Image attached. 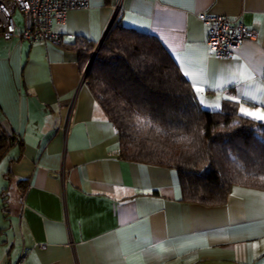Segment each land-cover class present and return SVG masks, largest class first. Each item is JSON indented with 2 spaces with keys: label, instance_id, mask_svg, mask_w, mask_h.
Here are the masks:
<instances>
[{
  "label": "crops",
  "instance_id": "obj_1",
  "mask_svg": "<svg viewBox=\"0 0 264 264\" xmlns=\"http://www.w3.org/2000/svg\"><path fill=\"white\" fill-rule=\"evenodd\" d=\"M115 13L162 42L204 88L203 108L255 111L224 99L244 92L264 102V0H89L52 23L73 35L62 44L0 35V134L12 136L0 156V264H264V190L234 185L224 204L189 203L175 169L119 156L70 44H97ZM200 13L255 35L216 58Z\"/></svg>",
  "mask_w": 264,
  "mask_h": 264
},
{
  "label": "trees",
  "instance_id": "obj_2",
  "mask_svg": "<svg viewBox=\"0 0 264 264\" xmlns=\"http://www.w3.org/2000/svg\"><path fill=\"white\" fill-rule=\"evenodd\" d=\"M72 36L62 34L56 44ZM70 44L84 71L95 42ZM84 80L117 131L119 156L175 169L184 201L221 205L234 185L264 190V122L229 103L203 108L155 35L125 27L115 15ZM11 139L0 134V156Z\"/></svg>",
  "mask_w": 264,
  "mask_h": 264
},
{
  "label": "built area",
  "instance_id": "obj_3",
  "mask_svg": "<svg viewBox=\"0 0 264 264\" xmlns=\"http://www.w3.org/2000/svg\"><path fill=\"white\" fill-rule=\"evenodd\" d=\"M89 0H0V35L5 39L24 37L32 42L57 43L60 33L52 30V23L65 24L67 12L88 6ZM24 18L22 27L14 20V13ZM207 27L206 45L215 49L216 58H226L234 53L244 39H251L255 33L242 22L233 21L222 15L200 13ZM71 36V34H67ZM84 77V73H83ZM14 264H23V255Z\"/></svg>",
  "mask_w": 264,
  "mask_h": 264
},
{
  "label": "snow or ice",
  "instance_id": "obj_4",
  "mask_svg": "<svg viewBox=\"0 0 264 264\" xmlns=\"http://www.w3.org/2000/svg\"><path fill=\"white\" fill-rule=\"evenodd\" d=\"M210 51L214 53L215 49L212 48V49H210ZM185 75L187 76L188 74L185 73ZM234 81H235V78H233V82ZM192 86H193L194 91L197 93L198 96H199L200 93H202L204 91V88L203 87H199L197 85V83L194 82V81L192 83ZM242 98L244 99L245 103H247L249 101L256 102L254 104V106L256 107V110L255 111L250 110L249 108H246V107L243 106V104H241V106H240V115L244 116V117L251 118L253 120L264 122V110H262V109H264V102L258 101L257 97L255 95H252L250 92H244V93L238 94L237 96H226V97H224V99L230 100V101H232L233 103H236V104H240V101H241ZM201 103L203 104V100L202 99H201ZM205 107H209V106L205 105ZM214 107H215V109H219L220 105L216 104ZM234 194H235V192H234ZM253 247H255V245H253Z\"/></svg>",
  "mask_w": 264,
  "mask_h": 264
},
{
  "label": "water",
  "instance_id": "obj_5",
  "mask_svg": "<svg viewBox=\"0 0 264 264\" xmlns=\"http://www.w3.org/2000/svg\"><path fill=\"white\" fill-rule=\"evenodd\" d=\"M116 11H117V10H116ZM115 15H116V13L113 15V17H112L111 21L109 22V24H108V26H107V29H108V28H109V26L111 25V23H112V21H113V19H114ZM107 29H106V31H107ZM106 31L104 32V34H103L102 38H101V39H100V40L97 42V44L95 45L94 51H93V53H92V55H91V58H90V60H89V62H88V64H87V66H86V68H85V70H84V73L87 71V69H88V67H89L90 63L92 62V59H93V57H94V55H95V53H96V51H97V49H98L99 45L101 44V42H102V39H103V37H104V35H105Z\"/></svg>",
  "mask_w": 264,
  "mask_h": 264
},
{
  "label": "rangeland",
  "instance_id": "obj_6",
  "mask_svg": "<svg viewBox=\"0 0 264 264\" xmlns=\"http://www.w3.org/2000/svg\"><path fill=\"white\" fill-rule=\"evenodd\" d=\"M10 193H11L10 197L6 199L7 201H8V200H13V199H14V194H13L12 192H10V190H8V191L6 192L7 195H9Z\"/></svg>",
  "mask_w": 264,
  "mask_h": 264
},
{
  "label": "clouds",
  "instance_id": "obj_7",
  "mask_svg": "<svg viewBox=\"0 0 264 264\" xmlns=\"http://www.w3.org/2000/svg\"><path fill=\"white\" fill-rule=\"evenodd\" d=\"M84 72V71H83ZM85 74V73H84Z\"/></svg>",
  "mask_w": 264,
  "mask_h": 264
}]
</instances>
